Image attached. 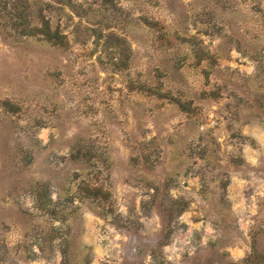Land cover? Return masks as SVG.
Segmentation results:
<instances>
[{
    "label": "rangeland",
    "instance_id": "374dc122",
    "mask_svg": "<svg viewBox=\"0 0 264 264\" xmlns=\"http://www.w3.org/2000/svg\"><path fill=\"white\" fill-rule=\"evenodd\" d=\"M0 264H264V0H0Z\"/></svg>",
    "mask_w": 264,
    "mask_h": 264
},
{
    "label": "trees",
    "instance_id": "16d2710c",
    "mask_svg": "<svg viewBox=\"0 0 264 264\" xmlns=\"http://www.w3.org/2000/svg\"><path fill=\"white\" fill-rule=\"evenodd\" d=\"M41 20V19H39ZM40 25H44L43 27H38V26H35L34 27V33L36 34H42L44 36L45 39H48V40H54L55 41V32L52 33L50 27L48 26V23L45 22V24H40ZM28 35L29 34H34L33 32L31 31H28Z\"/></svg>",
    "mask_w": 264,
    "mask_h": 264
}]
</instances>
